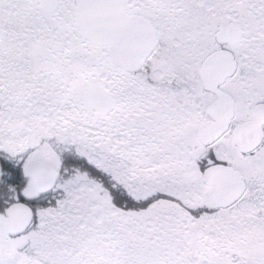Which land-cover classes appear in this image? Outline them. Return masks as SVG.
<instances>
[{"label":"snow or ice","instance_id":"1","mask_svg":"<svg viewBox=\"0 0 264 264\" xmlns=\"http://www.w3.org/2000/svg\"><path fill=\"white\" fill-rule=\"evenodd\" d=\"M0 264H264V0H0Z\"/></svg>","mask_w":264,"mask_h":264}]
</instances>
